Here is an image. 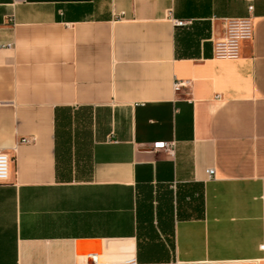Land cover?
Segmentation results:
<instances>
[{
    "label": "crops",
    "instance_id": "0c3cea01",
    "mask_svg": "<svg viewBox=\"0 0 264 264\" xmlns=\"http://www.w3.org/2000/svg\"><path fill=\"white\" fill-rule=\"evenodd\" d=\"M0 149V264H264V0H0Z\"/></svg>",
    "mask_w": 264,
    "mask_h": 264
},
{
    "label": "built area",
    "instance_id": "2783aa9c",
    "mask_svg": "<svg viewBox=\"0 0 264 264\" xmlns=\"http://www.w3.org/2000/svg\"><path fill=\"white\" fill-rule=\"evenodd\" d=\"M252 7L250 6V9ZM184 22L176 20V24L182 25ZM224 33L214 41V56L217 58H237L240 55L241 42L251 40L254 36V22L251 16L229 17L224 19ZM176 83V87L179 86ZM26 141V139H24ZM154 148L164 149L173 152V144L168 142H156ZM11 157L7 152L0 149V184L7 183L10 177ZM210 177H214L215 169H208ZM129 264H134L133 259Z\"/></svg>",
    "mask_w": 264,
    "mask_h": 264
}]
</instances>
